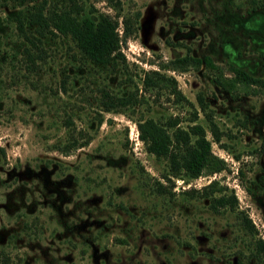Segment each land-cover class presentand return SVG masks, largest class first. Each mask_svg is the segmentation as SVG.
I'll return each mask as SVG.
<instances>
[{
	"label": "rangeland",
	"instance_id": "1",
	"mask_svg": "<svg viewBox=\"0 0 264 264\" xmlns=\"http://www.w3.org/2000/svg\"><path fill=\"white\" fill-rule=\"evenodd\" d=\"M31 3L0 0V264H264V87L232 70L264 81V0H121L139 15L105 65L25 22L34 50L15 19ZM185 54L215 67L177 66ZM106 93L130 101L106 109ZM146 117L200 123L224 168L171 175L138 138ZM212 180L235 204L211 205Z\"/></svg>",
	"mask_w": 264,
	"mask_h": 264
},
{
	"label": "trees",
	"instance_id": "2",
	"mask_svg": "<svg viewBox=\"0 0 264 264\" xmlns=\"http://www.w3.org/2000/svg\"><path fill=\"white\" fill-rule=\"evenodd\" d=\"M31 0H20L21 3ZM49 0H36L31 3L26 10L19 11L15 15L17 28L22 32L23 37L35 50L38 47L35 36L24 29V23L33 26V30L42 37L47 35H66L69 36L79 49L82 56L95 64H109L123 62L125 60L120 50V44L134 30V23L137 22L138 11L133 14L121 13V0H107L114 8V14L98 11L92 6H84L78 0H66V4L59 7H47ZM121 24V33L118 31V25ZM29 52V49H26ZM177 66H185L189 61L195 65L204 63L206 66L213 65L209 56L192 57L187 54L174 59ZM191 62V63H192ZM234 77L245 82H261L264 87V81L251 77L248 73L238 67L232 68ZM151 72L156 73L155 70ZM144 85H162L169 88L173 95L182 96L180 90L176 87L175 79L165 77L157 72V76L149 75L145 72L143 77ZM107 103L105 108L125 105L130 101V96L110 95L106 93ZM137 135L143 142L145 150L168 159V171L173 176L196 177L203 170L217 171L224 168L223 159L211 151L210 140L206 137L203 126L194 122L183 128L177 125L176 120L168 123H160L150 117L139 118L136 120ZM212 134L217 140L216 129L212 127ZM85 143V141H83ZM81 143V145L83 144ZM74 145V143H73ZM169 180V177H165ZM215 180L210 181L204 188V195L211 198L212 206H222L235 204L237 198L233 193L211 195L219 187H215ZM250 223V219H247Z\"/></svg>",
	"mask_w": 264,
	"mask_h": 264
}]
</instances>
